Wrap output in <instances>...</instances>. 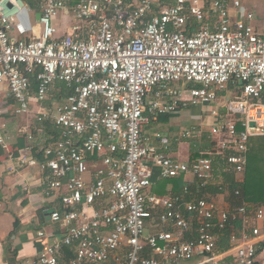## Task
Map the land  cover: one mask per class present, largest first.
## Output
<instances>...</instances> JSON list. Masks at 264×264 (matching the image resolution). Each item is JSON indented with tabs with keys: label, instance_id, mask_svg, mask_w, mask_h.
<instances>
[{
	"label": "built area",
	"instance_id": "2783aa9c",
	"mask_svg": "<svg viewBox=\"0 0 264 264\" xmlns=\"http://www.w3.org/2000/svg\"><path fill=\"white\" fill-rule=\"evenodd\" d=\"M39 9L0 0V84L8 85L15 115H29L34 101L38 122L56 132L9 168L46 170L45 199L63 207L50 214L60 234L30 264H180L200 253L214 257L215 230L248 225L251 211L264 221V206L231 210L214 199L151 193L155 179L181 176L207 187L215 155L243 182L250 141L264 137V23L255 12L244 11L242 0H41ZM63 16L73 23L59 36ZM57 83L70 94L48 104ZM189 106L209 109L218 152L182 162L162 152L168 140L157 135V147L145 127ZM4 114L0 107V120ZM7 139L0 135V145ZM156 213L172 231L146 236ZM194 224L198 237L185 240ZM262 241L258 228L233 234L235 264H259ZM67 248L74 257L66 261Z\"/></svg>",
	"mask_w": 264,
	"mask_h": 264
},
{
	"label": "crops",
	"instance_id": "0c3cea01",
	"mask_svg": "<svg viewBox=\"0 0 264 264\" xmlns=\"http://www.w3.org/2000/svg\"><path fill=\"white\" fill-rule=\"evenodd\" d=\"M250 4L253 10L255 9L254 6L259 7L257 3V5L254 4V1H251ZM37 14L35 15V19ZM72 23L73 20L70 17L63 16L59 18L56 21L59 36H63ZM263 23L264 20H262L261 24ZM37 31L38 28L36 29V33ZM13 34L15 37L17 36L16 32ZM56 91L57 89H54L52 92L48 104L59 102L60 95L62 94L59 93L57 101H54L53 94ZM0 107L5 111L0 120V135L8 138L3 145H0V264H30L52 242L53 237L60 234L61 227L53 223L50 214L53 210L62 211L63 207L55 197L45 199V190L50 178V174L46 170L34 167L18 168L17 170L15 168V171H10L9 168L14 167L13 159L18 157L22 150L30 145H35L37 148L46 146L45 144L51 139L53 134L48 133L42 127L37 128L38 124L41 125L42 123H39L37 119L36 112L39 105L36 102H32L33 111L29 115H15L16 105L12 102L6 83L0 84ZM208 110L207 108H201V106H189L186 108L181 107L176 114H160L155 121L145 127L146 134L153 139V143L157 147L162 149L163 144L161 141H156L155 138L157 135H160L163 139H167L169 145L162 152L175 160L187 162L192 157V155L189 156L191 146L182 140L198 137L201 138V142H206L211 139V137L209 138L204 133V130H210L212 122ZM21 119L26 120V123H21ZM192 129H195L197 134L194 133L189 138L184 137V134ZM174 130H179L180 132L174 134ZM30 136L33 137V140H29ZM206 136L207 139H205ZM189 180H192L191 177H189ZM162 181L160 179L154 180L153 188H151L156 192L154 195L172 197L168 193V195L157 193V187ZM172 187L169 184L166 191L170 192ZM218 202L225 209L233 210L237 208L232 197L228 195L222 196ZM244 203L249 206L250 210L257 208L253 204ZM185 215L189 216L186 211ZM249 217L250 222L248 225H244L242 221H239L242 222L241 229L236 227L239 222H236L231 227L233 232L230 235L231 247L229 250L217 252L214 257H208L200 253L192 261L180 264H235V258L232 253L234 244L231 242V236L236 234L240 237L242 232L250 233L254 228H258L264 235V221L256 220L254 218V211L250 212ZM156 218L155 216V218L148 222L146 236L153 235L160 230L172 231V229L159 226V221ZM216 231H220L218 236L225 233L223 230L216 229L215 235ZM40 232H44L45 236L39 237ZM218 236L216 235L217 240ZM70 258L65 253L64 260L67 261ZM263 259L264 252L259 254V262L262 264H264Z\"/></svg>",
	"mask_w": 264,
	"mask_h": 264
},
{
	"label": "trees",
	"instance_id": "16d2710c",
	"mask_svg": "<svg viewBox=\"0 0 264 264\" xmlns=\"http://www.w3.org/2000/svg\"><path fill=\"white\" fill-rule=\"evenodd\" d=\"M32 9L36 12H39V6L41 0H24ZM212 0H206L208 3ZM161 4H170V0H161ZM208 12V11H207ZM200 87V85H191L190 87ZM38 83L33 79V90H37ZM57 91L53 94V99L57 100L59 93L63 96L70 94L65 87L64 83H57L55 85ZM42 127L56 135L55 129L49 123H44L37 126V128ZM55 140V138H54ZM51 141H48L45 145L50 144ZM196 153L193 154L191 160L198 159L204 152H211L216 154L218 152L217 144L214 141L201 142L200 145H197L195 149ZM222 155H215V164H214V175L213 180L207 187L201 186L198 188L200 181L195 177L191 176H181L174 179H160L163 180L157 187V193L160 195L170 194L173 196H182L186 197L185 200H196V199H207V200H217L224 195L232 197L234 200L235 207H238L242 203H250L256 207L264 206V137L252 138L249 144L248 152V165L244 173V180L242 183L237 182V175L234 172L228 171V166L225 164L222 159ZM191 177V181L189 180ZM171 184L173 187L170 192L166 191L168 185ZM189 188V193H185V186ZM153 188V187H152ZM159 188V189H158ZM222 188V190H221ZM240 192L239 196H236V192ZM151 193L155 194L156 192L151 189ZM167 194V195H168ZM157 195V194H156ZM160 213V212H158ZM156 213V219H159V214ZM237 228H242V222L237 223ZM197 226L194 224L193 231L185 234V240H192L198 237V232L196 231ZM225 232L223 235L218 236L220 231H216L218 236L217 247L215 253L225 252L230 249V235L233 232L232 228L223 230ZM264 251V241L259 244L258 253L261 254ZM66 255L74 257V251L72 249H65ZM148 256H152V252L149 250L146 252ZM208 257H212V254H205ZM262 264V263H259Z\"/></svg>",
	"mask_w": 264,
	"mask_h": 264
},
{
	"label": "rangeland",
	"instance_id": "374dc122",
	"mask_svg": "<svg viewBox=\"0 0 264 264\" xmlns=\"http://www.w3.org/2000/svg\"><path fill=\"white\" fill-rule=\"evenodd\" d=\"M251 1L252 2L254 1V4L257 3L259 5V7L258 6H254L255 9L253 10L252 5L250 4ZM250 2H249V0H242L243 10L244 11H248V12H255L258 15L257 16L258 17V24L261 25L262 20H264V16H263V14H264V0H250ZM33 23L36 24V20ZM54 101H57V100L54 99ZM21 120H22L21 123H26L25 122L26 120H23V119H21ZM204 126H207V125H204ZM179 132H180L179 130H174L173 133L177 134ZM204 133H205V135H208L209 138L211 137L209 129L208 130H204ZM192 138L182 140L184 143L190 144V146H191V153H190L189 156H191V155L193 156V154L196 153V151L194 150L195 145H200L201 144V138H198V137H196V138L192 137ZM205 139H207V136H206ZM196 141L199 142V143H197ZM206 142H209V141L207 140ZM196 148H197V146H196ZM263 262H264V259H263Z\"/></svg>",
	"mask_w": 264,
	"mask_h": 264
},
{
	"label": "water",
	"instance_id": "95a60500",
	"mask_svg": "<svg viewBox=\"0 0 264 264\" xmlns=\"http://www.w3.org/2000/svg\"><path fill=\"white\" fill-rule=\"evenodd\" d=\"M40 18H41V15L40 14H37L36 19L39 20ZM240 84H242V83L240 82Z\"/></svg>",
	"mask_w": 264,
	"mask_h": 264
},
{
	"label": "bare ground",
	"instance_id": "6f19581e",
	"mask_svg": "<svg viewBox=\"0 0 264 264\" xmlns=\"http://www.w3.org/2000/svg\"><path fill=\"white\" fill-rule=\"evenodd\" d=\"M39 33H40V28L38 27V31H37V34L39 35Z\"/></svg>",
	"mask_w": 264,
	"mask_h": 264
}]
</instances>
